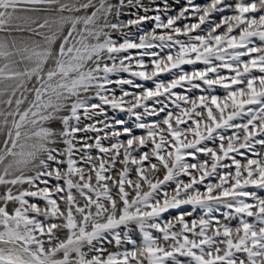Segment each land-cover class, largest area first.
<instances>
[{
	"label": "snow or ice",
	"instance_id": "1",
	"mask_svg": "<svg viewBox=\"0 0 264 264\" xmlns=\"http://www.w3.org/2000/svg\"><path fill=\"white\" fill-rule=\"evenodd\" d=\"M0 264H264V0H0Z\"/></svg>",
	"mask_w": 264,
	"mask_h": 264
},
{
	"label": "rangeland",
	"instance_id": "2",
	"mask_svg": "<svg viewBox=\"0 0 264 264\" xmlns=\"http://www.w3.org/2000/svg\"><path fill=\"white\" fill-rule=\"evenodd\" d=\"M169 4H172L173 5V8L178 10L182 5H183V2L184 0H177L176 3H173V0H168ZM197 3H204L205 0H196ZM145 3H148V0H145ZM140 14H143L142 12ZM154 13L153 12H149V15H153ZM169 14H174V13H169ZM125 19H127V17H124ZM152 23L151 22H147L145 23L142 27L145 29V30H149L151 29L152 27ZM186 69H190L191 66H184ZM126 75V74H125ZM164 79H168L169 77L168 76H164L163 77ZM139 82V81H138ZM148 86H151V82H148Z\"/></svg>",
	"mask_w": 264,
	"mask_h": 264
}]
</instances>
